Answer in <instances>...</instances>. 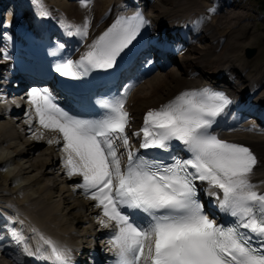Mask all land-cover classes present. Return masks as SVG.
<instances>
[{
  "label": "snow or ice",
  "instance_id": "1",
  "mask_svg": "<svg viewBox=\"0 0 264 264\" xmlns=\"http://www.w3.org/2000/svg\"><path fill=\"white\" fill-rule=\"evenodd\" d=\"M39 15L48 18L51 13L45 10ZM149 23L142 14L118 18L79 60L65 59L54 71L81 79L93 71L114 69ZM88 26L86 17L83 25H66L65 32L84 38ZM6 39L11 41L10 36ZM3 56L11 59L6 49ZM132 87L98 99L103 111L93 118L71 114L46 87H33L27 93L39 125L62 138L53 136L47 142L63 143L67 175L82 177L77 187L101 209V226L112 229L108 244L115 251L116 264H264V192L251 180L258 158L249 147L210 131L233 100L223 91L204 87L181 92L149 109L143 127L132 133L142 135L140 149L168 152L177 141L189 154L186 159L172 156V162L165 164L131 149L125 104ZM121 147L126 163L118 154ZM198 182L207 184L206 194L216 198L219 212L230 217L229 222L218 223L214 214L210 217L205 211ZM137 212L143 215L134 217ZM32 232L37 247L35 252L25 249L29 257L72 264L70 249L35 228ZM12 235L18 244L26 240L15 230Z\"/></svg>",
  "mask_w": 264,
  "mask_h": 264
},
{
  "label": "bare ground",
  "instance_id": "2",
  "mask_svg": "<svg viewBox=\"0 0 264 264\" xmlns=\"http://www.w3.org/2000/svg\"><path fill=\"white\" fill-rule=\"evenodd\" d=\"M219 3H222L223 7ZM225 5L230 8L229 11L224 8ZM137 6L150 23L141 29L137 39L128 49L131 65L124 71V76L134 73L135 66L143 60H150V64L153 63L151 70L157 69V72L151 76L135 73L136 79L129 90L131 92L127 102L132 121L138 125L143 111L159 108L181 92L210 86L225 89L233 104L218 118L213 130L221 137L250 146L259 161L251 180L258 185L259 191L264 192V59L261 58L264 47L260 54L250 58L241 53V49L251 42L264 41V23L262 29L257 23L251 24L247 21L250 14L244 2L140 0L137 3L134 0H87L86 4H82L81 0H0V20L7 13L5 30L10 25L22 32L24 28L36 30L40 26L47 27L53 35L58 34L61 39L66 40L70 56L77 57L86 52L88 46L114 24L123 12ZM23 8L25 10L22 11ZM147 8L152 11L147 12ZM26 10L27 14L24 13ZM45 10L51 13L48 18L39 15ZM86 17L89 20L86 37L66 35V25H83ZM2 27L3 24L0 23V29ZM8 42L0 32V44ZM17 59L18 57L11 56V59L0 61L2 78L6 82L0 87V245L3 244L0 247V264H24L18 257V248L8 237L4 216L18 223L23 220L25 229L32 234V229L35 228L45 237L70 249L72 264H101L103 257H112V263L116 264L115 251L112 245L108 244L112 229L101 226L98 219L101 209L77 187L82 180L77 185L68 184V188H60L58 193L55 191L57 186L54 177L61 167V171H65L68 176L65 164L67 152L61 151L62 142L57 145L47 141L53 136L62 141L60 134L39 125L34 106L27 96L30 90L24 94L26 99L19 107L16 106L17 102L12 100L13 95L8 94V82L15 77L13 71L16 69ZM171 62L177 67L170 68ZM14 95L20 96V93ZM250 113L252 115L248 116ZM19 116V119H23V132L20 136L24 137V140L20 138V141L19 134L13 129V119ZM253 116L257 117V120L249 121ZM237 122L243 124L239 125ZM134 132L128 130L130 141L132 140L131 146L135 145L133 140L138 138L132 135ZM29 135L27 142L26 136ZM43 143L47 146L43 147ZM26 147L34 151L32 156L36 154L39 158L30 157L27 162L25 157L30 152L26 151ZM50 147L53 148L49 150ZM53 149L59 150V153L56 152L55 155ZM124 152L125 149L121 147L118 154ZM20 161H26L28 164H22ZM14 162L17 163L16 167L10 168ZM32 170L36 173L30 175ZM78 177L74 175L68 180ZM4 181L10 185L9 188L2 187ZM77 195L80 197L78 201V198H75ZM70 202L77 212L74 215L77 223L75 225L65 219L63 214V204ZM49 203L54 206L51 205L52 209ZM80 207L83 208L82 212ZM90 216L96 220L91 221ZM103 219L107 221L106 217ZM86 220H89L90 224L83 228L82 235L88 237L83 240L87 244H83L77 236V231ZM95 222L99 223L101 229L92 232V224ZM97 236L101 237L102 245L108 247L106 255L100 256L98 244L93 243L94 237ZM80 247L81 251L87 253L86 261L81 259ZM83 247L87 249L84 250Z\"/></svg>",
  "mask_w": 264,
  "mask_h": 264
},
{
  "label": "rangeland",
  "instance_id": "3",
  "mask_svg": "<svg viewBox=\"0 0 264 264\" xmlns=\"http://www.w3.org/2000/svg\"><path fill=\"white\" fill-rule=\"evenodd\" d=\"M242 3L244 2V4H246L247 5V7L249 8V10H248V13L250 14V18L249 19H247V21L249 22V23H251V24H253V23H257L256 25H258L259 27H262V29H263V23H264V21H263V15H264V6L262 5V3H260V1H258V0H240ZM219 5L221 6V7H223V4L222 3H219ZM263 6V7H262ZM27 9H28V7H26ZM224 8H226L228 11L230 10V8L227 6V5H225V7ZM23 10H25V8H23L22 9V11ZM146 11L147 12H150V11H152L150 8H147L146 9ZM25 14H27V10H26V12H24ZM5 14V12H3V15ZM259 14H261V15H259ZM5 16H7V13L4 15V17L3 18H1V20H4L5 19ZM260 18H262V20H260ZM206 19H208V18H206ZM263 25V26H262ZM249 37V36H248ZM248 40V39H247ZM246 40V41H247ZM248 47H253V48H255V52L253 53V55H255V54H260V50H262V47H264V41H257V42H251L250 43V45L248 44L247 45ZM247 46H244V47H247ZM257 46V47H256ZM242 48L241 49V53H242V55L244 56V57H247L246 55H245V48ZM259 52V53H258ZM194 54V53H193ZM253 55H251L250 57H252ZM250 57H247V58H250ZM3 58V55L1 54L0 55V59H2ZM261 58L262 59H264V54L261 56ZM172 66H175V67H177V65L176 64H173L172 62L170 63V68H172ZM2 71H3V69L2 68H0V82L2 83V85L3 84H6V82H4V79L2 78ZM157 72V69H154L153 71H151L149 74H148V76H151V75H153V73H156ZM147 76V77H148ZM13 80H15V77H13V78H11L10 80H9V85L10 84H12V82H13ZM4 82V83H3ZM0 83V84H1ZM2 85H0V87L2 86ZM131 92V91H130ZM10 107V106H9ZM23 114H24V112H23ZM252 115V113H250L248 116H251ZM20 118V116L17 118V117H15V119H13L14 121H15V123H14V130H15V132L16 133H18L19 134V136L20 135H22V129L23 128H21L22 127V124H23V119H19ZM19 119V120H18ZM250 119H253V120H257V117H254L253 116V118H249V121H250ZM0 120H2V119H0ZM242 121V120H241ZM237 123H239V125L240 124H243V122H237ZM30 137V135L29 136H26V139H27V142L29 141V138ZM20 138H21V140H24V137H22V136H20L19 137V141H20ZM23 138V139H22ZM17 140H18V138H17ZM43 147L45 146H47V144L46 143H43V145H42ZM41 146V147H42ZM5 147V146H4ZM3 147V148H4ZM28 147H26V151L27 152H30V153H27V155H26V157H25V159H26V161L27 162H29V158L31 157V158H33V157H37V156H35L36 154H34V156H32V152H34L33 150H28L27 149ZM51 148H53V147H50V148H48L49 150L51 149ZM5 149V148H4ZM43 149H45V148H43ZM52 152H54L55 153V155H56V152L57 153H59V150H55V149H53L52 150ZM13 155H14V153H13ZM30 158V159H31ZM39 158V156L37 157V159ZM34 159V158H33ZM32 159V160H33ZM26 161H23L24 163H22V161H20L22 164H25L26 163ZM26 164H28V163H26ZM15 165H17V163L16 162H14L13 164H12V166L10 167V168H12V167H16ZM59 165V164H58ZM61 170H63V168L61 167L60 168ZM61 170H59L58 171V173H56V176L54 177V179H55V184H56V186H57V190L55 189V191H56V193H58V191H60V188L61 189H63V188H65L64 186H66L67 188H68V184H69V186H72V185H77V183L80 181V180H82V177L81 176H79L78 178H74V179H71V181L70 180H68V176H66V173H65V171H61ZM20 173H22V171H20ZM33 173H36L35 172V170H32L31 172H30V175H33ZM71 184V185H70ZM2 187L3 188H9L10 187V185L6 182V181H4V184L2 185ZM59 189V190H58ZM48 190V189H47ZM79 194V193H78ZM79 195H77V196H75V198H78L76 201H78V200H80L79 198L80 197H78ZM71 198V197H70ZM70 198H68V199H70ZM56 199V198H55ZM64 201H66V200H64ZM51 202V201H50ZM50 204V207H51V205H52V203H49ZM66 203H64L63 204V214H64V217H65V219H67V220H70L71 221V223L73 224V225H75V224H77L76 223V219H75V217H74V215L75 214H77V212H76V210L75 209H73L72 208V204H71V202L70 203H68V204H66ZM53 206V205H52ZM54 207V206H53ZM51 209H52V207H51ZM83 208L82 207H80V211L82 210ZM53 212H54V210H52ZM82 212V211H81ZM54 214V213H53ZM90 220L91 221H95L96 220V218H92L91 216H90ZM89 224H90V222H89V220H86V221H84V222H82V224L79 226V230L77 231V236L79 237V240L81 241V243H83V244H87V243H85L83 240H86L85 238H88L87 236H84V235H82V232L84 231L83 230V228H85V226H89ZM14 226H16V227H18V229L21 231V233L23 234V236L26 238V240H25V244L26 245H28L29 243H30V240H31V238H32V235L30 234V233H26V230L24 229V225H20L17 221H15V223H14ZM99 230V229H101V226L99 225V223L98 222H95V223H93L92 224V228H91V231L92 232H94V231H96V230ZM93 243L96 245V244H98V247H97V249H98V253H99V255L100 256H103L104 254L106 255V250L108 249V247H105L104 245H102V240H101V237H99V236H97V237H94V240H93ZM83 249L85 250V249H87L86 247H83ZM87 253L86 252H82L81 254H80V256H82V257H86L85 255H86ZM112 259V257H103V260H102V263L101 264H111V260ZM87 260V257H86V259H85V261Z\"/></svg>",
  "mask_w": 264,
  "mask_h": 264
},
{
  "label": "water",
  "instance_id": "4",
  "mask_svg": "<svg viewBox=\"0 0 264 264\" xmlns=\"http://www.w3.org/2000/svg\"><path fill=\"white\" fill-rule=\"evenodd\" d=\"M254 52H255V48H253V47H248V46L245 47V55H246L247 57L253 55Z\"/></svg>",
  "mask_w": 264,
  "mask_h": 264
},
{
  "label": "trees",
  "instance_id": "5",
  "mask_svg": "<svg viewBox=\"0 0 264 264\" xmlns=\"http://www.w3.org/2000/svg\"><path fill=\"white\" fill-rule=\"evenodd\" d=\"M258 1H260V3H262V5L264 6V0H258Z\"/></svg>",
  "mask_w": 264,
  "mask_h": 264
}]
</instances>
